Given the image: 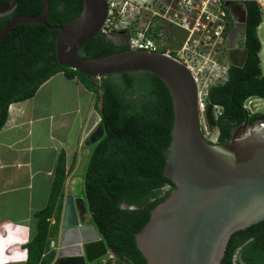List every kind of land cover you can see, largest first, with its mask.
I'll return each mask as SVG.
<instances>
[{"label": "trees", "instance_id": "obj_1", "mask_svg": "<svg viewBox=\"0 0 264 264\" xmlns=\"http://www.w3.org/2000/svg\"><path fill=\"white\" fill-rule=\"evenodd\" d=\"M9 1L0 0V6ZM245 5L247 30L243 44L249 47L246 64L243 68L229 66L227 79L212 85L207 94L206 107L221 109L214 120L218 135L216 141L208 140L211 144H227L233 128L245 121L250 126L257 120L264 121V112L252 113L246 107L251 98L264 99L260 58L263 44L259 36L263 14L255 1L246 0ZM82 9L83 0H50L47 21L52 26H65ZM43 10V0H18L13 12L0 15V33L12 18L40 15ZM230 19L228 33L233 29L231 16ZM58 34L39 24L17 25L0 44V131L7 122L10 106L33 98L58 73L70 80L77 78L95 94V108L102 103L105 135L92 146L84 176L90 219L117 256V264H148L138 249L136 235L150 221L152 210L177 188L164 176L165 152L172 141L175 117L171 93L151 73H123L98 79L61 66L55 50ZM127 49V44L117 45L99 33L82 47L79 55L95 59ZM95 80H99V85ZM66 179L62 157L48 204L35 215L36 233L26 246V264H50V242L57 234ZM53 218L55 224L51 223ZM240 254L249 264H264V221L234 233L221 264H239Z\"/></svg>", "mask_w": 264, "mask_h": 264}, {"label": "water", "instance_id": "obj_2", "mask_svg": "<svg viewBox=\"0 0 264 264\" xmlns=\"http://www.w3.org/2000/svg\"><path fill=\"white\" fill-rule=\"evenodd\" d=\"M18 0L0 6V15L15 10ZM246 0H226L233 20L225 40L229 66L243 68L249 47L246 39ZM36 16L12 18L0 33V44L17 25L39 24L58 31L55 43L61 66L86 76L103 78L123 73H151L169 89L174 104L172 141L165 152L164 176L177 186L154 208L150 221L136 235L138 249L148 264H221L230 237L264 221V121H245L235 127L224 145L211 144L203 133L200 86L182 62L162 53L127 49L86 59L82 47L101 33L108 15L107 0H83L80 15L65 26H52L47 19L50 0ZM213 106L208 107L211 114ZM102 103L93 109L82 140L93 146L105 135ZM88 201L66 188L58 221L56 247L50 264H96L109 248L89 216ZM239 264H249L238 257Z\"/></svg>", "mask_w": 264, "mask_h": 264}, {"label": "crops", "instance_id": "obj_3", "mask_svg": "<svg viewBox=\"0 0 264 264\" xmlns=\"http://www.w3.org/2000/svg\"><path fill=\"white\" fill-rule=\"evenodd\" d=\"M260 58L263 66V49ZM93 95L77 78L58 73L33 98L10 106L0 131V264L27 263L26 246L38 222L35 215L48 204L62 157L67 174L64 193L67 188L85 198L84 192H76L84 182L82 172L79 181L75 177L92 152L82 135L96 109Z\"/></svg>", "mask_w": 264, "mask_h": 264}, {"label": "built area", "instance_id": "obj_4", "mask_svg": "<svg viewBox=\"0 0 264 264\" xmlns=\"http://www.w3.org/2000/svg\"><path fill=\"white\" fill-rule=\"evenodd\" d=\"M225 1L107 0L108 15L102 32L110 35L116 31L127 30L129 49L173 57L192 71L200 86V75L206 74V69L219 65L218 56L225 51V40L231 23L230 13L224 7ZM253 1L263 14L259 29H264V0ZM169 39L172 44L168 43ZM209 63L212 66H208ZM227 69L224 71L225 75ZM223 80H226V76ZM254 100L251 98L247 104H252ZM246 107L252 113L257 112L255 108L251 109L248 105ZM213 108L221 110L218 106ZM55 247L56 240L53 239L50 242V251ZM117 262V256L109 250L98 264Z\"/></svg>", "mask_w": 264, "mask_h": 264}, {"label": "rangeland", "instance_id": "obj_5", "mask_svg": "<svg viewBox=\"0 0 264 264\" xmlns=\"http://www.w3.org/2000/svg\"><path fill=\"white\" fill-rule=\"evenodd\" d=\"M115 33L117 34L120 32L116 31ZM259 36H260V39H261L262 44H263V52H264V29L263 28L259 29ZM118 40L119 39L115 37L111 41H113V43H115L117 45H122L123 42L118 41ZM168 43L172 44L171 39L168 40ZM211 59H212V57H211ZM218 59H219V63H220L219 65L217 64L214 67V66H212V63H209L208 66H212V67L206 69V74L200 75V77H199L200 88H201V102H202V121H203L202 128H203V133H204L205 137L210 141H214L218 135L217 129H216L215 125L213 124V122L216 119V116L220 113V110L213 108V111L211 112V118H210V116L208 114V107H206L207 94H208L209 88L212 85H216L220 81H222V82L225 81V80H223V78L225 79V76H226L224 74V71H225V69H227V65H228L227 60L223 54H220L218 56ZM263 62H264V58H263ZM223 67H225V69ZM262 67L264 69V64ZM95 83L97 85H99V80H95ZM93 97L95 100L96 99L95 94L93 95ZM247 105L251 109L255 108L256 109L255 111L264 112V99H255L252 104L248 103ZM90 155H89V157H88V159H87V161L83 167V171L80 167V171L77 173V175L75 177L76 181H79L81 172H82L81 178L84 179L86 168H87V165H88V162L90 159ZM77 162H78V157H77ZM83 184L84 183L82 181V183H79L77 185V187H76L77 191L76 192L78 194L83 195V192H84V190H83L84 185ZM101 260H103V259H101ZM96 264H98V263H96Z\"/></svg>", "mask_w": 264, "mask_h": 264}, {"label": "flooded vegetation", "instance_id": "obj_6", "mask_svg": "<svg viewBox=\"0 0 264 264\" xmlns=\"http://www.w3.org/2000/svg\"><path fill=\"white\" fill-rule=\"evenodd\" d=\"M102 34L106 35V37L109 39V40H112L113 38H118L119 40L118 41H121L123 42L122 45H126L128 40H129V32L127 30H122L120 31V33H112L110 35H107L103 32H101ZM113 42V41H112ZM224 57H225V51L223 53ZM226 58V57H225ZM229 69V68H228ZM228 69H227V73H226V79H227V75H228ZM214 124V122H213Z\"/></svg>", "mask_w": 264, "mask_h": 264}, {"label": "clouds", "instance_id": "obj_7", "mask_svg": "<svg viewBox=\"0 0 264 264\" xmlns=\"http://www.w3.org/2000/svg\"><path fill=\"white\" fill-rule=\"evenodd\" d=\"M102 32V31H101ZM208 140V139H207ZM55 224V223H54ZM55 240H56V237H55ZM51 252V251H50ZM99 263V262H98Z\"/></svg>", "mask_w": 264, "mask_h": 264}]
</instances>
